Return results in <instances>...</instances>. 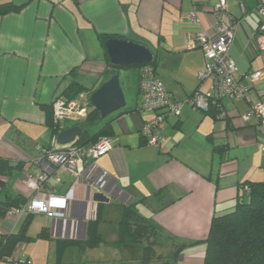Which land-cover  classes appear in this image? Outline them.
I'll list each match as a JSON object with an SVG mask.
<instances>
[{
	"label": "crops",
	"instance_id": "obj_1",
	"mask_svg": "<svg viewBox=\"0 0 264 264\" xmlns=\"http://www.w3.org/2000/svg\"><path fill=\"white\" fill-rule=\"evenodd\" d=\"M8 2L22 8L0 16V166L2 161L18 166L0 186V208L9 197L20 195L28 201L34 195L25 184L27 173L39 171L34 163L43 159L47 149L72 145L53 144L54 137L77 126L94 109L91 95L109 80L105 75L109 56L100 35L129 39L151 49L158 35L159 51L148 48L157 58V76L172 99L185 102L197 90L213 92L211 80L198 81L205 55L191 45L196 29L190 13L196 9L204 27L211 30L219 0H0ZM227 2L232 20L240 22L230 54L251 89L250 101L222 99L225 119L185 104L180 117L166 118L162 141L155 146L142 135L143 125L155 113L141 108L136 87L132 106L127 104L97 127L110 124L112 133L107 137L113 140L112 150L87 161L97 173L108 174L101 192L109 202L93 201L88 182L77 183L64 170H55L44 186V191L58 195L74 188L73 218L86 219L96 207L101 220L104 204L115 202L124 209L134 203L139 215L171 237L170 245L190 244L207 237L214 217L235 210L245 199L248 183L264 180V125L257 119L241 120L251 104L264 103V79L252 86L244 76L264 70V51L256 41V0ZM223 20L232 22L227 17ZM259 56L262 61L256 64ZM129 71L135 75V69ZM127 74L122 81L126 90L132 81ZM74 80L88 91L70 100L87 108V114L77 122L65 121L55 133L47 123V109L58 97L66 98ZM25 215L0 217V235L18 232ZM50 227H42L37 237ZM49 248L59 259L54 241ZM79 248L82 253L93 251ZM204 258L202 243L185 248L171 264H204Z\"/></svg>",
	"mask_w": 264,
	"mask_h": 264
},
{
	"label": "built area",
	"instance_id": "obj_2",
	"mask_svg": "<svg viewBox=\"0 0 264 264\" xmlns=\"http://www.w3.org/2000/svg\"><path fill=\"white\" fill-rule=\"evenodd\" d=\"M257 4L259 29L256 41L258 49L264 51V0H258ZM241 7L245 12L244 5ZM214 14L212 29L207 30L198 11L194 9L190 13L191 23L196 29L191 45L201 48L205 55V67L199 71L198 81L211 80L213 92L196 91L185 102L175 101L158 78L155 68L150 64L141 66V108L155 113V117L147 121L142 128V135L147 144L156 146L161 143V130L164 128L166 118L169 115L180 117L185 104L207 111L218 99L250 101L251 89L242 80L240 69L230 54L240 22L232 20L227 0H219ZM223 17L230 18L232 22L223 20ZM244 76L253 86L264 79V70L249 72ZM86 114L87 108L80 106L76 100L58 97L53 103V119L58 129L65 121L77 122ZM224 117L222 114L221 118ZM252 119L261 120L264 125L263 102L251 104L241 120L248 123ZM56 140L57 136L54 137L53 144H56ZM112 148V138L104 136L87 146L70 145L64 150L47 149L43 159L34 163L39 171L34 170L26 175V187L34 192V195L21 207L8 209L6 217L16 219L25 214L42 215L52 220L49 232L53 239L77 240L80 236L83 237L86 223L97 218V208L94 207L86 219L73 218L71 206L74 201V188L69 189L64 195L48 193L43 189L50 177L54 176L55 170H64L74 175L77 183L88 182L93 191H101L108 184V174L97 173L94 166H87V161L105 156ZM54 178L61 181L58 176ZM18 253L11 258L13 262L20 259Z\"/></svg>",
	"mask_w": 264,
	"mask_h": 264
},
{
	"label": "trees",
	"instance_id": "obj_3",
	"mask_svg": "<svg viewBox=\"0 0 264 264\" xmlns=\"http://www.w3.org/2000/svg\"><path fill=\"white\" fill-rule=\"evenodd\" d=\"M257 3L258 0H256L255 14ZM21 8L22 6H18L13 2L0 3V16ZM258 29L259 25L257 31ZM99 37L104 45H106L108 40L113 38L105 34ZM150 65L155 68L157 73L156 56H154ZM141 66L132 65L129 68L118 69L112 67L109 63V69L105 75L107 79H110L114 74L121 73L122 70L135 69L134 83L140 92V82L142 79ZM75 72L76 68L70 74H74ZM124 90L126 91V86ZM87 91L88 89L86 87L74 80L64 95L66 99H75ZM195 93L196 91L192 95ZM221 101L222 99L216 100V103H212L209 109L204 112L213 118L220 119L223 114L220 105ZM50 109L53 110V106ZM50 109H47V123L57 133L58 128L53 121ZM101 122L98 112L95 109L90 110L83 121L76 123L82 128L83 132L72 145L87 146L95 143L101 137L111 135L110 124H106L97 129ZM16 166L18 165H14L13 163L10 165L9 162L4 161L1 162V187L5 185L4 179ZM247 185L248 190L245 191V199L237 205L234 211L219 217H214L209 233L204 240L190 244L170 245L171 237L163 234L149 219L139 215L136 210V204L133 203L124 207L122 218L118 222V236L110 242V245L114 248H122L125 245L142 244L144 254L139 264H171L173 260L179 258L185 248L202 243L205 246L204 264H264V180L248 183ZM26 201L20 195L15 198L9 197L0 208V217H6L8 209L21 207ZM99 214L98 209V217L88 222L86 238L82 241L53 239L50 236L49 229L44 228L41 231L39 238L50 239V241H54L57 245L59 259L54 264H64L61 262V257L71 245H78L82 247V251H85L86 249H95L103 242L98 232L100 222ZM32 220L33 215L26 214L24 222L18 232L0 235V259L10 261L11 264H29L28 262H22L20 260L13 262L11 258L20 252V247L23 243L32 242L33 239L29 236Z\"/></svg>",
	"mask_w": 264,
	"mask_h": 264
},
{
	"label": "rangeland",
	"instance_id": "obj_4",
	"mask_svg": "<svg viewBox=\"0 0 264 264\" xmlns=\"http://www.w3.org/2000/svg\"><path fill=\"white\" fill-rule=\"evenodd\" d=\"M237 10L239 11V6H237ZM152 46L153 49L148 45L152 51H159L160 43L158 41V35H156L155 42ZM262 58V56H259L255 63L259 64L260 61H262ZM127 73L128 70L121 71L120 76L122 81L126 80ZM127 75L132 81L130 87L126 90V100L128 106H132L136 97L137 88L134 83V72L129 71V74ZM187 99L188 98L185 100ZM197 110L202 112L200 109ZM122 212V207L115 202L104 204L102 218L98 226V232L103 242L95 249L93 248V251L90 253L89 250L82 253L78 245H71L62 255L61 262L64 264H139L143 259L144 254L142 244L125 245L122 248H113L110 245V242L118 236V222L122 218ZM32 222L29 234L33 240L30 243L22 244L23 246L20 247V252L18 253L20 256L19 260L22 262H28L29 264H51L56 262L58 260L57 252H55L54 249L51 250V252L49 251L50 239L37 237L38 232L42 227L51 226L52 223L50 219L42 215H34ZM84 237V235L83 237L80 236L77 240L81 241ZM0 264L11 263L5 259H0Z\"/></svg>",
	"mask_w": 264,
	"mask_h": 264
},
{
	"label": "water",
	"instance_id": "obj_5",
	"mask_svg": "<svg viewBox=\"0 0 264 264\" xmlns=\"http://www.w3.org/2000/svg\"><path fill=\"white\" fill-rule=\"evenodd\" d=\"M109 63L112 67L122 69L132 65H145L153 61L154 54L144 44L124 38L110 39L106 43ZM92 107L98 112L101 121L127 106L126 92L120 73L114 74L104 82L90 97ZM80 126L63 130L57 136L58 145L73 144L82 134ZM89 198L97 203L109 202L106 193L89 189Z\"/></svg>",
	"mask_w": 264,
	"mask_h": 264
}]
</instances>
